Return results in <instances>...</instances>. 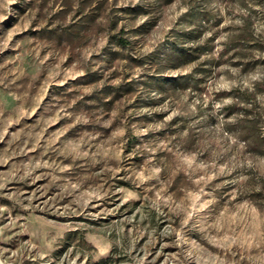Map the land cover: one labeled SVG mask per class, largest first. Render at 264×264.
Returning a JSON list of instances; mask_svg holds the SVG:
<instances>
[{"label": "rangeland", "instance_id": "rangeland-1", "mask_svg": "<svg viewBox=\"0 0 264 264\" xmlns=\"http://www.w3.org/2000/svg\"><path fill=\"white\" fill-rule=\"evenodd\" d=\"M3 264H264V0H0Z\"/></svg>", "mask_w": 264, "mask_h": 264}, {"label": "crops", "instance_id": "crops-1", "mask_svg": "<svg viewBox=\"0 0 264 264\" xmlns=\"http://www.w3.org/2000/svg\"><path fill=\"white\" fill-rule=\"evenodd\" d=\"M0 264H3L1 260H0Z\"/></svg>", "mask_w": 264, "mask_h": 264}]
</instances>
